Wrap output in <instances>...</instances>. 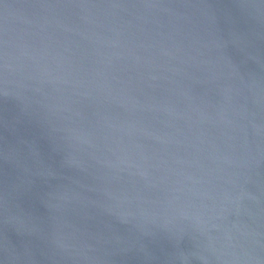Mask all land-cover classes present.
Returning <instances> with one entry per match:
<instances>
[{"label": "water", "instance_id": "1", "mask_svg": "<svg viewBox=\"0 0 264 264\" xmlns=\"http://www.w3.org/2000/svg\"><path fill=\"white\" fill-rule=\"evenodd\" d=\"M0 264H264V0H0Z\"/></svg>", "mask_w": 264, "mask_h": 264}]
</instances>
